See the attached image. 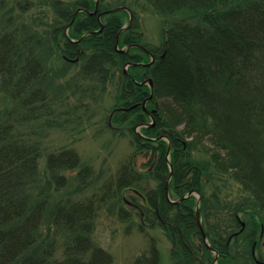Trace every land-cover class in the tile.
<instances>
[{
  "label": "trees",
  "instance_id": "trees-1",
  "mask_svg": "<svg viewBox=\"0 0 264 264\" xmlns=\"http://www.w3.org/2000/svg\"><path fill=\"white\" fill-rule=\"evenodd\" d=\"M143 1L167 20L157 43L123 0H13L3 12L0 264H114L94 236L105 209L149 236L129 264H159L156 227L174 264H215L217 253V264H264V0ZM54 59L79 66L65 81L77 108L112 94L109 127L133 147L84 197L51 192L68 171L81 189L95 183L76 148L50 151L40 171L37 126L58 111ZM231 182L249 198H223Z\"/></svg>",
  "mask_w": 264,
  "mask_h": 264
},
{
  "label": "rangeland",
  "instance_id": "rangeland-1",
  "mask_svg": "<svg viewBox=\"0 0 264 264\" xmlns=\"http://www.w3.org/2000/svg\"><path fill=\"white\" fill-rule=\"evenodd\" d=\"M12 1L7 0L5 8L0 9V26L3 12H7L11 8ZM123 2L126 5H130L132 16L133 12L138 16L137 19L141 23L143 30H145L147 39L150 42H159L166 27L167 20L164 19L165 17L143 0H123ZM15 14H19L18 8L15 10ZM37 14L38 9L35 7L26 16L27 19H30L34 15L37 16ZM42 17L40 13L38 18L41 19ZM52 63L53 68H56V75L51 78L52 84L54 87L58 86L59 89L57 94L58 111L50 116L51 121L49 123L46 122L45 118L39 122L40 125L44 123V126L42 125L43 128L40 125L37 126L38 130H40V137L37 136L36 138L41 140L44 147V156L40 159V171L43 178L48 176L46 157L50 151L62 147L76 148L82 157L83 164L92 166L95 183L88 188L81 189L78 180L75 179L77 170L68 171L65 172L69 178L67 184L61 186L59 191H54V186H52L51 192L54 193L55 200L62 196L65 197L67 194L84 197L92 192L91 190L95 187L98 186L99 188L106 178L116 171L120 163L132 152L133 147L128 135L113 131L109 127L108 118L113 103L112 94L103 93L102 98L99 97L96 103L94 102L90 105L91 108H87V105H80L77 108V95L72 92L71 87L65 81L70 80L68 83L71 82L72 76L79 69V66L71 65L68 69L67 65L58 59H54ZM63 84L64 88L62 89ZM68 94H70V99H67ZM63 96L66 97V100L60 102L59 98L62 99ZM61 112L63 113L61 114ZM139 129L138 127L137 130ZM194 156L197 159L204 158L202 154L197 152H195ZM137 160L138 165L142 167L145 159L140 157ZM213 184L215 188L219 182L215 180ZM41 185L46 186V179H43ZM208 190L211 191L212 188ZM226 194L229 196V201L233 203L249 198V195L237 183L232 184V182L224 190L223 198H225ZM239 215L242 220L246 218L243 213ZM127 225L126 222L118 218L115 212L110 213L108 209L103 210L97 218L94 236L99 244L111 252L114 264H129L140 252L148 247L149 236L147 233H141L136 228L128 232ZM149 234L154 235L157 239L160 250L159 264H174L170 255L171 243L164 230L156 227L150 229ZM262 250L264 251V246Z\"/></svg>",
  "mask_w": 264,
  "mask_h": 264
},
{
  "label": "water",
  "instance_id": "water-1",
  "mask_svg": "<svg viewBox=\"0 0 264 264\" xmlns=\"http://www.w3.org/2000/svg\"><path fill=\"white\" fill-rule=\"evenodd\" d=\"M96 11H97V9L93 13H95ZM132 21H133V16H132V13H131L130 23H132ZM121 51H124V49H121ZM144 83H149L151 86H153L152 78L146 80ZM191 194H193V192H190L187 196H189ZM196 194H198V193H196ZM198 196L200 197V195H198ZM197 219H198V222H199V226H200V228H201V230L203 232V235L206 238V234L204 233L203 224H202L201 215H200V200H199L198 207H197ZM244 226H245V223H243V227ZM217 260H218V253L216 254L215 264L217 263Z\"/></svg>",
  "mask_w": 264,
  "mask_h": 264
}]
</instances>
